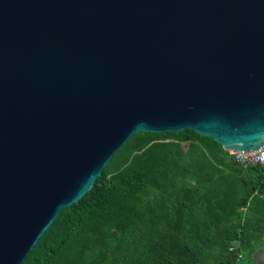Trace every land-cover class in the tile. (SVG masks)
Returning a JSON list of instances; mask_svg holds the SVG:
<instances>
[{"label":"water","instance_id":"1","mask_svg":"<svg viewBox=\"0 0 264 264\" xmlns=\"http://www.w3.org/2000/svg\"><path fill=\"white\" fill-rule=\"evenodd\" d=\"M264 145V0H0V264L141 132Z\"/></svg>","mask_w":264,"mask_h":264},{"label":"trees","instance_id":"2","mask_svg":"<svg viewBox=\"0 0 264 264\" xmlns=\"http://www.w3.org/2000/svg\"><path fill=\"white\" fill-rule=\"evenodd\" d=\"M264 166H242L210 137L138 133L93 188L63 208L23 264H239ZM251 222V223H250Z\"/></svg>","mask_w":264,"mask_h":264},{"label":"crops","instance_id":"3","mask_svg":"<svg viewBox=\"0 0 264 264\" xmlns=\"http://www.w3.org/2000/svg\"><path fill=\"white\" fill-rule=\"evenodd\" d=\"M254 195L258 199L252 201V210L248 209L250 201L247 207L241 209L243 226L245 225V219L250 221L264 220V197L259 196L256 192ZM246 231L247 235L255 238L245 244L246 251L239 257V264H264V224L257 225L252 223V225H247Z\"/></svg>","mask_w":264,"mask_h":264},{"label":"built area","instance_id":"4","mask_svg":"<svg viewBox=\"0 0 264 264\" xmlns=\"http://www.w3.org/2000/svg\"><path fill=\"white\" fill-rule=\"evenodd\" d=\"M231 154L235 163L242 166L259 165L264 166V145L261 149L247 153L227 151Z\"/></svg>","mask_w":264,"mask_h":264}]
</instances>
